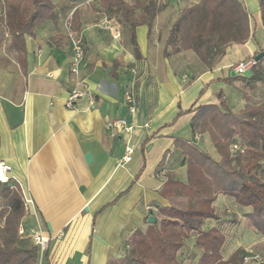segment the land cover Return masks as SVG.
I'll return each instance as SVG.
<instances>
[{
	"label": "crops",
	"instance_id": "crops-1",
	"mask_svg": "<svg viewBox=\"0 0 264 264\" xmlns=\"http://www.w3.org/2000/svg\"><path fill=\"white\" fill-rule=\"evenodd\" d=\"M178 1L163 0L166 7L154 18L149 36L145 26L135 28L138 58L127 25L104 13L99 0L90 7L84 0H52L56 23L47 21L34 37L24 38V70L17 63L18 52L0 47V162L10 166V186L22 198L19 226L24 234H17L18 245L31 246L33 231L48 238L45 251L38 250V264H119L127 239L144 232L147 219L157 220V210L169 206L160 196L165 180H186L184 157L174 141L190 142L217 158L208 136L191 135L193 111L217 105L220 92L231 112L244 108L239 84L226 80L234 65L264 50L259 11L255 18L249 15V41L229 45L207 69L193 52L172 54L167 47L168 55L163 54L181 9L199 0ZM74 12L84 41L80 76L94 105L84 98L76 111H69L64 105L73 80L69 45L66 39L56 47L50 38H66L64 22ZM128 91L136 100L134 113L125 100ZM114 120L125 121L132 132L107 129ZM127 145L133 156L122 164ZM157 170L163 177H155ZM25 199L31 204L25 206ZM213 207L218 220L207 227L218 229L225 239L229 231L216 226L223 222L219 213L228 207L239 216L249 211L237 209L224 196ZM246 232L244 241L260 238L250 228ZM194 238L184 241L180 264H198L202 253L194 249ZM242 239L228 245L225 240L223 260L247 248Z\"/></svg>",
	"mask_w": 264,
	"mask_h": 264
},
{
	"label": "trees",
	"instance_id": "trees-1",
	"mask_svg": "<svg viewBox=\"0 0 264 264\" xmlns=\"http://www.w3.org/2000/svg\"><path fill=\"white\" fill-rule=\"evenodd\" d=\"M243 2L199 0L181 9L163 54L168 55L167 47L172 54L190 51L211 69L229 45L249 41V14ZM257 3L264 29V0ZM99 4L104 13L118 16L127 25L137 58L135 28L145 26L149 36L154 18L166 7L163 0H99ZM54 8L52 0H0V47L7 41L11 51L18 52L21 69L25 67L24 38L34 37V31L47 21L55 24ZM78 18L74 12V32H79ZM50 43L62 46L66 38L53 36ZM226 83L239 84L244 108L231 112L220 92L218 104L199 106L189 123L192 136H208L217 158L190 142L174 141L184 157L186 180H165L160 196L169 206L157 210V220L144 232L136 231L127 239L120 264H180L178 253L191 236H195L194 249L202 253L198 264H243L245 250L241 248L222 259L226 239L218 229L207 227L209 221L218 220L213 207L218 196L233 200L239 210H249L243 217L264 238V180L255 174L264 159V55L245 76L230 73ZM234 145L240 149L232 151ZM22 217V198L16 186L0 185V264H38L37 247L18 245Z\"/></svg>",
	"mask_w": 264,
	"mask_h": 264
},
{
	"label": "built area",
	"instance_id": "built-area-1",
	"mask_svg": "<svg viewBox=\"0 0 264 264\" xmlns=\"http://www.w3.org/2000/svg\"><path fill=\"white\" fill-rule=\"evenodd\" d=\"M97 0H84V5H94ZM108 29V27H105ZM65 36L69 45L70 50V63L69 72L72 75V85L65 98V108L69 111H76L77 105L80 100L88 98L89 106H93L94 102L89 97V92L87 90L84 79L80 76L82 69V64L84 60V41L82 35L79 32H74L71 29V20L67 19L64 22ZM40 53V51H39ZM255 60L250 59L242 61L236 66L231 68L233 75L245 76L251 68L255 65ZM125 100L129 107V112L134 113L136 107V100L132 91H128L125 94ZM107 129L116 130L123 132L125 134H130L132 132V126L128 125L123 120H114L107 124ZM240 148L237 145L232 146V151H238ZM133 148L129 145L125 146L124 155L121 159L122 164L129 163L133 156ZM164 173L161 170H157L155 177H163ZM11 181V168L4 162H0V185H10ZM13 188V187H12ZM31 201L28 199L24 200V205L28 206ZM19 235H23V229L21 226L18 227ZM30 240L34 247H37L39 252L42 254L48 243V238L39 231H33L30 235ZM243 264H264V250L261 252H256L252 249L246 250L245 255L242 259Z\"/></svg>",
	"mask_w": 264,
	"mask_h": 264
},
{
	"label": "rangeland",
	"instance_id": "rangeland-1",
	"mask_svg": "<svg viewBox=\"0 0 264 264\" xmlns=\"http://www.w3.org/2000/svg\"><path fill=\"white\" fill-rule=\"evenodd\" d=\"M75 1L76 0H73V2H75ZM242 1H244L243 3L246 7L248 14L255 18L258 11H259L257 0H242ZM84 6L90 7V5H84ZM2 12L3 11H1V9H0V14ZM135 14H136V16H139L140 13L137 11ZM255 38H257L256 34H255ZM3 44L6 46L8 45L7 41L4 42ZM255 174L261 180H264V159L260 161V168L255 172ZM234 205H235V203H234ZM236 208L240 209L237 206H236ZM219 215L221 216V219H223V222H221L220 224H218L216 226L220 229L224 228V229H227L229 231L227 233L228 237L226 238V239H228L227 245H228V243L230 244V242H232L233 240H235L237 242H242L239 240H240V238L242 239L244 237L243 232H246L249 228L248 222L246 221V219L242 215L239 216V214L230 207H228L225 212L219 213ZM241 244H242V246L247 247V248H245V251L252 249L256 252H261L264 250V238L261 236L259 239L254 238L250 242L247 240H245V241L243 240V243H241ZM227 245H226V247H227ZM226 247L223 248V253H224L223 255L226 254L225 253Z\"/></svg>",
	"mask_w": 264,
	"mask_h": 264
},
{
	"label": "water",
	"instance_id": "water-1",
	"mask_svg": "<svg viewBox=\"0 0 264 264\" xmlns=\"http://www.w3.org/2000/svg\"><path fill=\"white\" fill-rule=\"evenodd\" d=\"M263 53H260V54H258L257 55V57H255V62H258L262 57H263ZM87 162H90L91 160H90V156H86V159H85ZM155 219L153 218V217H149L148 219H147V223L149 224V225H152V224H154L155 223Z\"/></svg>",
	"mask_w": 264,
	"mask_h": 264
}]
</instances>
